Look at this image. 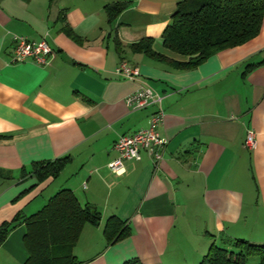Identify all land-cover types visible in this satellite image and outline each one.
<instances>
[{
  "label": "crops",
  "instance_id": "1",
  "mask_svg": "<svg viewBox=\"0 0 264 264\" xmlns=\"http://www.w3.org/2000/svg\"><path fill=\"white\" fill-rule=\"evenodd\" d=\"M119 1L126 8L109 18L106 4ZM182 1L0 0V223L31 215L64 187L102 213L73 248L80 264H201L211 244L264 243V19L247 42L179 68L190 56L167 49L162 35ZM18 35L46 37L52 62H11ZM146 38L164 60L131 47ZM121 60L141 75L120 77ZM148 84L160 103L128 107V94ZM161 107L162 162L142 153L123 175L111 172L114 141ZM252 129L257 145L248 148ZM65 156L56 178L36 183L21 172ZM114 215L129 232L108 244ZM25 231L18 224L0 244V264L24 263Z\"/></svg>",
  "mask_w": 264,
  "mask_h": 264
},
{
  "label": "trees",
  "instance_id": "2",
  "mask_svg": "<svg viewBox=\"0 0 264 264\" xmlns=\"http://www.w3.org/2000/svg\"><path fill=\"white\" fill-rule=\"evenodd\" d=\"M106 8L112 19L126 8V4L119 1L106 4ZM172 16L171 23L165 27L162 35L164 45L178 54L190 56L185 62L175 63L176 67L191 68L211 54L241 45L257 35L264 19V0H183ZM149 42L150 39L146 38L133 42L131 47L164 60L165 57L151 50ZM262 63L264 59L258 64ZM69 160L65 156L35 161L30 171L23 168L21 172L24 176L32 173L37 177L36 183H40L49 176L58 177ZM101 218L100 211L89 203L82 206L74 191L63 187L50 195L47 203L31 215L22 218L18 214L11 221L0 223V244L13 228L22 223L26 227L22 240L28 252L23 264H80L73 248L86 223L99 225ZM128 228L124 221L114 215L107 218L103 235L107 243L111 244L125 237ZM226 242L230 245L211 244L201 264H246L250 256H259V262L254 264H264V243H251L244 238H231ZM123 264L143 262L129 258Z\"/></svg>",
  "mask_w": 264,
  "mask_h": 264
},
{
  "label": "built area",
  "instance_id": "3",
  "mask_svg": "<svg viewBox=\"0 0 264 264\" xmlns=\"http://www.w3.org/2000/svg\"><path fill=\"white\" fill-rule=\"evenodd\" d=\"M14 53L10 61L19 63L33 58L38 64L44 65L52 62L55 51L48 45L46 37L41 40H29L25 36H15ZM115 72L128 79L138 78L140 69L136 65H130L127 61L121 60L115 68ZM163 95L157 93L150 84L136 88L134 92L128 94L125 104L132 109H141L149 104L160 103ZM164 109L161 107L149 116V125L145 128L137 129L131 133L122 134L114 141L113 146L117 151L116 157L108 164V169L117 175H123L126 169V160L142 159V153L153 159L156 167L163 160V152L167 148L168 140L158 131V126L164 120ZM254 130H249L245 135V146L253 148L257 145Z\"/></svg>",
  "mask_w": 264,
  "mask_h": 264
},
{
  "label": "rangeland",
  "instance_id": "4",
  "mask_svg": "<svg viewBox=\"0 0 264 264\" xmlns=\"http://www.w3.org/2000/svg\"><path fill=\"white\" fill-rule=\"evenodd\" d=\"M246 264H254L259 262V256H250L248 257V259L246 260Z\"/></svg>",
  "mask_w": 264,
  "mask_h": 264
}]
</instances>
